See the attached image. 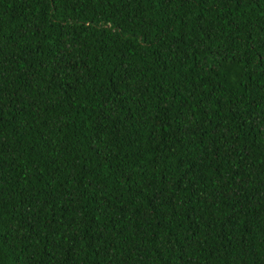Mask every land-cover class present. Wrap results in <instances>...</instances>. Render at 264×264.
<instances>
[{
  "label": "trees",
  "instance_id": "trees-1",
  "mask_svg": "<svg viewBox=\"0 0 264 264\" xmlns=\"http://www.w3.org/2000/svg\"><path fill=\"white\" fill-rule=\"evenodd\" d=\"M0 264H264V0H0Z\"/></svg>",
  "mask_w": 264,
  "mask_h": 264
}]
</instances>
